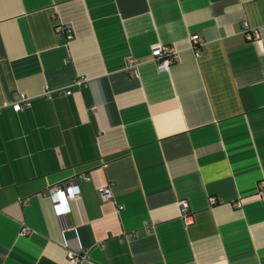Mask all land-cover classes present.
I'll use <instances>...</instances> for the list:
<instances>
[{"label":"crops","instance_id":"obj_1","mask_svg":"<svg viewBox=\"0 0 264 264\" xmlns=\"http://www.w3.org/2000/svg\"><path fill=\"white\" fill-rule=\"evenodd\" d=\"M263 180L264 0H0V264H264Z\"/></svg>","mask_w":264,"mask_h":264},{"label":"built area","instance_id":"obj_2","mask_svg":"<svg viewBox=\"0 0 264 264\" xmlns=\"http://www.w3.org/2000/svg\"><path fill=\"white\" fill-rule=\"evenodd\" d=\"M243 25L245 27V35L249 40L256 41L260 38L261 34L259 30L250 29L246 22H244ZM57 32L59 34L62 33L66 34L69 40L73 38V30L69 25H59L57 27ZM191 40L193 44V49L195 50V52H197L198 56H201L202 52L200 51V47L202 45V38L200 37V35L195 34L191 37ZM151 56L153 62L156 63L157 69L160 72L169 71L170 68L179 60V53L163 43H158L153 46L151 50ZM139 66H140L139 60H137L136 58H129V60L127 61L126 69L127 71L130 72L131 75L137 77L139 74ZM88 81L89 79L83 76L75 80L73 86L82 88L87 85ZM71 93H72L71 90L65 91V94L67 95ZM46 95H50V92L47 91ZM10 106L16 112H20L23 109L29 108L31 106V97H29L25 93H18L14 101L10 104ZM92 109L96 111L97 108L93 107ZM80 194H81L80 187L77 184H75V182L54 186L50 188L48 191V196L55 205L66 203L69 200L79 197ZM259 194L261 198L264 200V180L261 182ZM100 196L101 199L104 201L112 199L113 194L111 188L109 186L102 188L100 190ZM180 207H181L182 217L185 223L187 225L191 224L193 220L189 210L188 202L181 201ZM27 233H29V230H27V228L23 229V234H27ZM68 258L73 264H78L84 259L82 256L77 255L73 252L68 253Z\"/></svg>","mask_w":264,"mask_h":264}]
</instances>
